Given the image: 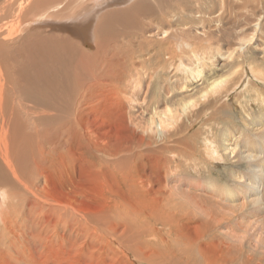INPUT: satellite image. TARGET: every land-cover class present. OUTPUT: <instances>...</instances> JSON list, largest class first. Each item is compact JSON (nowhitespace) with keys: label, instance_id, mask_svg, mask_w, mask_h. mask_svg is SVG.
<instances>
[{"label":"rangeland","instance_id":"374dc122","mask_svg":"<svg viewBox=\"0 0 264 264\" xmlns=\"http://www.w3.org/2000/svg\"><path fill=\"white\" fill-rule=\"evenodd\" d=\"M60 1L50 21L75 27L72 40L93 55L100 31L117 40L96 69L122 77L102 81L104 95L97 86L70 138L47 136L60 152L38 182L21 166L23 186H0V264H264V0ZM220 76L228 81L211 92ZM152 96L157 113L191 104L176 127L150 131L142 100ZM134 234L146 259L117 250L118 235L132 244Z\"/></svg>","mask_w":264,"mask_h":264},{"label":"bare ground","instance_id":"6f19581e","mask_svg":"<svg viewBox=\"0 0 264 264\" xmlns=\"http://www.w3.org/2000/svg\"><path fill=\"white\" fill-rule=\"evenodd\" d=\"M59 1L0 0V105H3L2 115L0 111V186L2 187L7 186L10 188L12 187L11 183L19 186L24 185V181H20L18 177V174L21 176L19 172L23 171L20 168L21 166L27 167L30 170L33 168L34 178H36L35 176L39 174L40 166L44 165L49 157L56 156L60 152L58 146H56L57 144L51 138H58L59 134L60 143L70 138L78 130V123L81 124L79 117L85 113V108L90 106L97 86L102 88L97 91L104 95L103 89L105 86L102 84V81L108 80V84H110L112 79L122 77L121 72L113 74L114 69H116L114 67L106 68L103 66V69L100 66L101 69H96L97 61L95 58L101 60V58L106 56L107 52L105 50L110 48L108 45L117 40L111 41L107 39L105 34L100 31V37L97 36L95 38L98 49L97 54L93 55L82 50L80 43L88 40L78 39L79 43L78 41L74 42L72 37H75L77 31L72 34L70 30L76 29L75 27L68 26L67 24L54 25L53 20L50 21L51 18L49 17L51 16L59 18L54 13L55 9L59 8L62 4L60 3L59 5ZM196 12L200 15L202 13L200 11ZM191 17L183 15V23L187 24V26L198 24L190 22V20L194 19V16ZM87 18H90V16ZM123 19L133 20L131 16L126 14H123ZM107 20L108 16L105 22ZM60 27H64V30L57 29ZM44 30L47 32L43 33ZM53 30L62 31L66 34L57 35V33H52ZM145 43L148 44V42ZM145 43L143 46H146ZM160 49L162 50L161 47H156V50H154L157 58L169 60V57L164 56V51L162 50L161 52ZM170 54L173 55V52L171 51ZM228 58H230V55ZM107 63V66H112V64L114 66L116 64L114 57L111 56L110 62ZM199 63L202 67L205 66L202 59ZM110 68L111 70H109ZM190 76H193L197 80V78H200V72L197 68H194ZM131 81L129 80L127 83ZM226 81H228L226 76L214 79L208 85L210 91L219 92ZM185 87L182 86L181 89ZM201 94L205 96L207 95V91L203 90ZM121 100L119 106L120 114H118L121 116L122 113L121 117H127L129 115L125 108V100ZM161 100H157L155 96L145 97L142 100L143 103L147 101L146 104L150 105V107L146 105L147 108H151L150 110L153 108L152 111H154H151L152 114L148 116V120L146 121L147 129L150 131L161 130L162 127L170 129L172 126L176 127L179 121H182L184 111L191 104V101H187L181 107L178 105L179 109L174 110L166 105L164 111L157 113L156 109L158 110L157 107L160 105ZM163 100L162 104H168L165 98ZM126 101L131 102V99L126 98ZM158 101L160 102L158 103ZM249 121L253 123L254 119H250ZM181 128L186 129V127ZM42 133L45 135L43 136ZM52 133L55 134V137L49 136L51 138H47ZM221 141V148L224 151L229 150L226 140L222 138ZM29 147L31 156H28L30 159L28 163L25 148ZM251 157H254V155H251ZM251 157L249 158L251 159ZM27 168L25 169L27 170ZM41 171L43 170H40V173ZM34 178H32L33 181ZM238 178L236 176V179ZM29 185L31 190L35 188V185L31 182H29ZM25 186L29 189L26 184ZM213 187L214 192L219 190L217 189L219 187L214 185ZM2 191H0V196H2ZM219 191H222L221 195L223 196L225 193L227 196H231L232 194V191H229L228 188H223V190L220 189ZM125 215H123V218ZM143 218L139 222L143 221ZM200 226L199 224L195 225L196 228ZM145 232L149 235V237L146 236L147 239L151 237L155 238L151 230H145ZM138 236L139 234H134L132 237L135 243L133 240L132 244L131 241L126 240L123 244H120L122 238L118 235L116 241H114L119 245L117 250H123L124 247L129 254L135 257L141 256V254H144L145 257L150 256L151 253L146 250L143 251L142 247L140 248L137 245L136 239ZM137 249L138 252L135 251ZM145 257L142 258L146 259Z\"/></svg>","mask_w":264,"mask_h":264}]
</instances>
